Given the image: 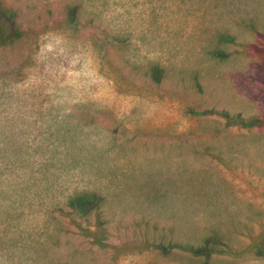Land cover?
<instances>
[{
    "label": "rangeland",
    "instance_id": "obj_1",
    "mask_svg": "<svg viewBox=\"0 0 264 264\" xmlns=\"http://www.w3.org/2000/svg\"><path fill=\"white\" fill-rule=\"evenodd\" d=\"M1 1L0 264H264V0Z\"/></svg>",
    "mask_w": 264,
    "mask_h": 264
},
{
    "label": "trees",
    "instance_id": "obj_2",
    "mask_svg": "<svg viewBox=\"0 0 264 264\" xmlns=\"http://www.w3.org/2000/svg\"><path fill=\"white\" fill-rule=\"evenodd\" d=\"M24 38V33L21 31L17 23V14L13 10L4 6L0 0V48L13 47L21 42ZM220 58H228L229 55L221 53ZM159 70L153 73V78L159 81ZM214 114L226 120L227 127L238 126L243 129L263 128L264 119L259 116L243 118L240 114H231L227 111H206L201 115ZM103 198L96 194H83L71 198L68 201V208L80 216H89L97 211L103 205ZM219 238L212 236L207 238L202 245H184V244H171L169 249H179L193 254L196 257H211L212 255L222 254L224 251L219 247ZM258 253L264 255V249H260Z\"/></svg>",
    "mask_w": 264,
    "mask_h": 264
}]
</instances>
